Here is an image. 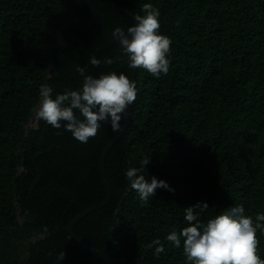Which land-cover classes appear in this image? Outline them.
I'll return each mask as SVG.
<instances>
[{"label": "trees", "instance_id": "trees-1", "mask_svg": "<svg viewBox=\"0 0 264 264\" xmlns=\"http://www.w3.org/2000/svg\"><path fill=\"white\" fill-rule=\"evenodd\" d=\"M145 2L171 38L169 69L153 76L136 68L129 123L103 160L108 201L73 232L98 264H184L182 246L165 236L186 226L188 204L207 201L202 220L237 203L253 218L264 212V0H0V264H90L66 228L105 199L100 156L121 129L101 122L81 143L35 118L39 86L51 85L53 96L78 88L77 65L130 79L111 31L133 24L120 9L143 15ZM61 17L83 24L45 34ZM130 166L174 190L159 187L141 203L123 175ZM256 235L264 258V233ZM156 237L159 255L147 247Z\"/></svg>", "mask_w": 264, "mask_h": 264}, {"label": "clouds", "instance_id": "clouds-1", "mask_svg": "<svg viewBox=\"0 0 264 264\" xmlns=\"http://www.w3.org/2000/svg\"><path fill=\"white\" fill-rule=\"evenodd\" d=\"M141 8L143 15H136L134 23L126 30L115 26L111 36L118 42L130 69L140 67L153 76H160L169 69L171 38L159 31V9L150 2L143 3ZM88 62L98 65L101 60L89 56ZM103 62L111 64L112 58L105 57ZM76 72L82 78L78 88H65L53 96L51 85L42 83L39 86L35 118L54 128L63 126L81 143L96 134L101 122L106 121L113 131H119L125 109L136 97L135 81L124 72H101L94 76L86 73L81 65L76 66ZM148 161L143 160V165ZM123 175L141 203L153 197L159 187L174 190L165 179L155 175L146 177L137 167H128ZM208 207L207 201L202 200L188 204L183 214L184 221L188 222L186 226L179 233L172 230L165 236L173 246H182L184 264H264V258L258 253L256 235L257 230L264 233V212H257L253 218L237 203L207 219H200ZM147 247L153 249V255L164 251L158 237ZM63 255L60 253V258Z\"/></svg>", "mask_w": 264, "mask_h": 264}, {"label": "water", "instance_id": "water-1", "mask_svg": "<svg viewBox=\"0 0 264 264\" xmlns=\"http://www.w3.org/2000/svg\"><path fill=\"white\" fill-rule=\"evenodd\" d=\"M116 8L120 9L119 7H116ZM120 10L123 11L132 20V22L134 23V19H133L134 16H132L129 13H127L123 9H120ZM135 74H136V69H134V70L132 69L131 76H130V80H134ZM123 120H124L123 127L121 128V130L119 131V133L106 145V147L104 148V150L102 151L101 156H100L101 172H102V175H103V179H104V183H105V188H106V197H105V199L100 204H98L96 206H91V207H88V208H86V209L78 212L70 220V222L68 223L67 228H66V230H67L69 236L72 238V240L77 245H79L80 247L84 248L85 250H87L89 252V254L91 256V262H90V264H98V261H99L98 254H97V252L95 251V249L90 244H88L83 239H81V238H79L78 236L75 235V233L72 230V226L83 215H85L89 211H91V210H93V209H95V208H97L99 206H102L103 204H105L108 201L109 194H110V185H109V181H108L107 175H106L105 170H104L103 160H104L105 154L107 153L108 149L123 134L125 128L127 127L128 123H129V119H128V115H127L126 109H125V117H124ZM28 124H32V125L36 126V120H31V118H30V122H28Z\"/></svg>", "mask_w": 264, "mask_h": 264}, {"label": "rangeland", "instance_id": "rangeland-1", "mask_svg": "<svg viewBox=\"0 0 264 264\" xmlns=\"http://www.w3.org/2000/svg\"><path fill=\"white\" fill-rule=\"evenodd\" d=\"M83 24V21L79 20L77 17L69 18V17H61L55 22H50L45 28V34L48 31L53 32H61L68 29L70 26Z\"/></svg>", "mask_w": 264, "mask_h": 264}]
</instances>
